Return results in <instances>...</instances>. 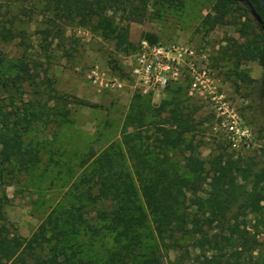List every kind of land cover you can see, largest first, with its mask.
Listing matches in <instances>:
<instances>
[{
    "label": "trees",
    "instance_id": "obj_1",
    "mask_svg": "<svg viewBox=\"0 0 264 264\" xmlns=\"http://www.w3.org/2000/svg\"><path fill=\"white\" fill-rule=\"evenodd\" d=\"M148 1L50 0V6L64 19L74 13L87 21L95 19L102 35H115L118 45L127 48V26L143 20ZM246 1L263 22L258 1ZM234 6L259 33L230 54L222 51L221 56L236 65L256 61L264 69V34L242 5L216 0L201 24L208 32L224 25ZM116 15L124 26L114 23ZM243 27L236 28L242 38L247 35ZM21 33L10 20L8 26L0 22V44L18 39ZM144 39L155 43L150 35ZM236 76L247 81L245 76ZM259 93L264 96L261 89ZM61 101L59 95L42 88L26 56L9 61L0 51V264H264V171L260 162L232 158L220 143L201 158V143L191 138L198 123L189 108L177 102L165 108L167 129L158 128V136L145 138L139 131L144 124H136L143 121L145 112L130 108L120 145H108L80 177L74 211L47 218L27 239L16 234L5 212V188L18 174L37 165L38 150L25 139L33 130L67 114V104L62 107ZM134 124L138 125L136 132H127ZM171 152L181 154L180 163L171 162ZM138 191L148 224L137 204ZM83 205L112 208L96 213L103 226L95 227L78 213ZM79 229L90 239L74 240L72 235ZM107 233H113L110 241L105 239Z\"/></svg>",
    "mask_w": 264,
    "mask_h": 264
},
{
    "label": "rangeland",
    "instance_id": "obj_2",
    "mask_svg": "<svg viewBox=\"0 0 264 264\" xmlns=\"http://www.w3.org/2000/svg\"><path fill=\"white\" fill-rule=\"evenodd\" d=\"M215 1L149 0L143 20L127 26L128 46L125 48L118 45L115 35H102L95 19L87 21L76 13L67 19L58 17L50 0H0V22L8 26L10 20L13 27L22 32L18 39L0 44V51L9 61L22 54L26 56L42 88L59 95L62 107L67 104L68 110L64 117L54 118L49 125L33 130L25 139L38 150V163L30 171L18 174L5 188L8 198L5 212L16 234L27 239L47 218L74 211L81 192L80 177L108 145H120L124 119L132 107L145 112L143 121L136 123L145 125L149 122L147 127L143 125L139 129L145 138L158 136V128L167 129L165 108L169 103L177 102L181 107L189 108L194 122L198 123L191 138L201 143L198 149L201 158H206L215 149V144L220 143L227 146L226 151L232 158H254L262 167L264 96L258 89L263 68L256 61L236 65L233 59L221 56L222 51L230 54L237 45L252 39L259 31L249 27L236 6L229 9L224 25L206 31L201 21ZM115 18L114 23L124 26L118 15ZM242 26L247 33L244 38L236 32V28ZM145 35L152 36L155 43L175 42L191 46L200 58L204 56L201 65L212 70L218 90L228 97L261 147L232 150L208 102L190 96L184 84L148 93L135 87L127 77V58ZM95 64L115 73L123 83L121 89H94L87 79V72ZM236 74L245 76L247 81L238 80ZM135 126L127 128V132L135 133ZM168 156L171 162H181L179 152H171ZM137 204L148 224L149 215L139 191ZM110 206L83 205L78 213L89 225L103 226L96 213L107 207L110 210ZM84 235L79 229L72 238L81 242L90 239ZM104 236L110 241L113 233Z\"/></svg>",
    "mask_w": 264,
    "mask_h": 264
},
{
    "label": "built area",
    "instance_id": "obj_3",
    "mask_svg": "<svg viewBox=\"0 0 264 264\" xmlns=\"http://www.w3.org/2000/svg\"><path fill=\"white\" fill-rule=\"evenodd\" d=\"M204 58H200L191 46L175 42L149 43L142 39L135 53L127 58V77L143 93L163 91L172 84H185L190 96L208 102L232 150L260 148L231 101L218 90L212 70L201 65ZM87 79L97 91L119 90L123 86L117 76L97 64L88 70ZM262 169L264 171V148Z\"/></svg>",
    "mask_w": 264,
    "mask_h": 264
},
{
    "label": "water",
    "instance_id": "obj_4",
    "mask_svg": "<svg viewBox=\"0 0 264 264\" xmlns=\"http://www.w3.org/2000/svg\"><path fill=\"white\" fill-rule=\"evenodd\" d=\"M232 2L239 3L242 5L250 15V17L259 25L262 26V21L260 20L259 16L254 12L252 6L246 0H230ZM259 3L260 8L264 11V0H257ZM262 33L264 34V28L261 27ZM263 50H264V39H263ZM264 73V72H263ZM263 88L262 94L264 95V74L262 76Z\"/></svg>",
    "mask_w": 264,
    "mask_h": 264
},
{
    "label": "flooded vegetation",
    "instance_id": "obj_5",
    "mask_svg": "<svg viewBox=\"0 0 264 264\" xmlns=\"http://www.w3.org/2000/svg\"><path fill=\"white\" fill-rule=\"evenodd\" d=\"M261 27H263L264 28V20H263V22H262V26H260V28ZM263 72H264V69H263ZM264 74V73H263ZM263 74H262V76H263ZM262 88H263V82H262V78H261V83H260V85H259V89H258V91L261 89L262 90Z\"/></svg>",
    "mask_w": 264,
    "mask_h": 264
}]
</instances>
